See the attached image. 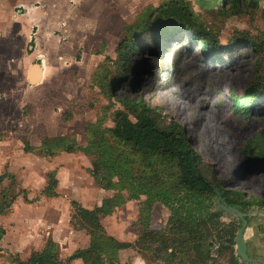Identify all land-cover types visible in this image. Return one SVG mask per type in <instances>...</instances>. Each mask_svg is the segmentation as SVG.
Wrapping results in <instances>:
<instances>
[{"label":"rangeland","instance_id":"obj_1","mask_svg":"<svg viewBox=\"0 0 264 264\" xmlns=\"http://www.w3.org/2000/svg\"><path fill=\"white\" fill-rule=\"evenodd\" d=\"M163 1L0 0L1 22L23 20L26 6L39 16L31 30L33 44L22 34L20 47L13 51L18 66L6 72L14 71V76L5 78L0 67V206L5 204L4 194L8 200L19 193L0 215L4 229L0 264H16V256L24 261L36 250L65 259L88 244L87 233L75 230L70 222L71 201L93 208L115 191L95 183L90 158L81 151L44 157L23 148L28 143L37 149L42 137L56 135L74 138L84 147L90 135L86 124L113 126V111L121 108L119 100L124 97L142 95L157 108L162 124L170 118L179 121L224 189L242 191L253 202L264 203V21L259 12L218 16L214 14L225 7L223 0H192L200 20L227 49L211 56L184 36L164 39L152 51L144 47L141 55L133 54L134 71L124 77L123 85L113 87L114 97L109 95V81L103 75L112 73L124 26L145 7ZM248 39L257 47L249 46ZM34 65L40 66V79L31 84ZM252 84L261 86L262 93L248 113L234 115L229 94H242ZM49 171L58 180L57 197L41 193ZM23 190L31 203L24 202ZM144 199L127 200L102 217L106 233L124 242L137 239ZM215 201L211 197L196 204L194 212L218 211ZM263 203L250 207L244 239L251 254L264 256L259 241L264 239ZM169 215V209L156 201L150 227L163 230ZM230 219L236 218L224 212L220 216L223 222ZM49 238L55 243L52 249L45 247ZM118 257L122 264H147L135 249L122 250ZM76 264L95 262L89 258Z\"/></svg>","mask_w":264,"mask_h":264},{"label":"trees","instance_id":"obj_2","mask_svg":"<svg viewBox=\"0 0 264 264\" xmlns=\"http://www.w3.org/2000/svg\"><path fill=\"white\" fill-rule=\"evenodd\" d=\"M224 5L216 10V14L208 11L209 14L253 15L259 12L264 21V9L256 0H225ZM200 19L191 0H165L158 6L145 7L132 24L124 26L123 38L115 48L112 73L103 75L109 81V95L114 97L113 87L119 83L123 85L124 77L134 71L133 54L141 55L144 47L152 51L164 39L184 36L211 56L225 51L227 47L220 44L214 31ZM248 40L249 46L257 47L254 41ZM261 88L252 84L242 94L231 92L232 113H248L250 105L262 93ZM119 102L121 108L113 111V126L101 128L98 124H86L85 129L90 135L84 147L78 145L74 138L64 135L42 137L37 149L28 143L24 145V151H36L44 157H53L61 152L85 153L90 158V173L95 183L102 189L114 190L115 194L104 198L93 208L71 201L73 212L70 222L73 228L84 230L89 236L85 248L74 250L65 259L50 251L36 250L24 261L16 256V264H71L76 259L89 258L95 264H122L119 252L129 248L137 250L147 264H242L234 253V237L240 219L223 222L220 220L223 212H210L209 209L196 215L194 206L217 194L243 212L263 202H253L242 191L224 189L210 167L204 166L184 126L171 118L162 124L157 108L142 95L124 97ZM10 179L14 184L13 175ZM46 180L41 193L57 197L55 172H47ZM18 196L19 193H13L8 200L5 194L2 196L5 204L0 206V215ZM140 196L145 199L139 210L137 239L132 243L124 242L106 233L102 217L127 200H137ZM23 200L31 203L24 190ZM156 201L170 211L163 230L150 227L151 210ZM1 234H4V229L0 227ZM45 247L54 248V241L47 239ZM214 247L215 254L212 252Z\"/></svg>","mask_w":264,"mask_h":264},{"label":"crops","instance_id":"obj_3","mask_svg":"<svg viewBox=\"0 0 264 264\" xmlns=\"http://www.w3.org/2000/svg\"><path fill=\"white\" fill-rule=\"evenodd\" d=\"M224 1L225 0H223V3H224ZM256 1L259 3L260 7H262L264 9V0H256ZM191 2H192V0H191ZM24 3L26 4L27 1ZM26 7H27V10L22 16V17H24V18H22L23 20H15L14 19V20L9 21L8 18H6V20H4L2 22L0 21V67L2 68V71H3L2 75L5 78L7 76L12 77V75L14 74V71H12L11 73H7L6 71H9V70H7V68H9V67L15 68L16 66H18V64L16 63V61L14 59L15 53L13 56V51L17 50L18 47H20L19 37L22 34H24L25 37L27 38L26 40L31 41L32 40L31 30L33 29V26L36 25V21L39 19V16H35L31 13V12H33V9H31V7H29V6H26ZM194 10H196V9L194 8ZM0 15H1V13H0ZM259 241H260V244H262V243L264 244V239L263 240L259 239ZM88 243H89V241H88ZM247 244H248V241H247ZM86 246H84L83 248H85ZM76 249H74V250H76ZM248 251H249V245H248ZM252 255H254V254H252ZM258 255L264 257L262 253L261 254L258 253ZM80 260H83V259H76L73 261V263L76 264Z\"/></svg>","mask_w":264,"mask_h":264},{"label":"water","instance_id":"obj_4","mask_svg":"<svg viewBox=\"0 0 264 264\" xmlns=\"http://www.w3.org/2000/svg\"><path fill=\"white\" fill-rule=\"evenodd\" d=\"M32 67H37L38 69L36 74H33L31 71L29 73L30 83L35 84L40 79V66L34 65ZM215 202L217 203L218 211L224 212L230 217L240 219V225L234 237V253L239 258V261L243 263L264 264V257L250 254L247 241L244 239V231L248 224L250 211L243 212L237 206L226 203L219 194H217Z\"/></svg>","mask_w":264,"mask_h":264},{"label":"bare ground","instance_id":"obj_5","mask_svg":"<svg viewBox=\"0 0 264 264\" xmlns=\"http://www.w3.org/2000/svg\"><path fill=\"white\" fill-rule=\"evenodd\" d=\"M37 70H38L37 67H32L30 71L33 72V74H36ZM196 102H197V100H196Z\"/></svg>","mask_w":264,"mask_h":264}]
</instances>
